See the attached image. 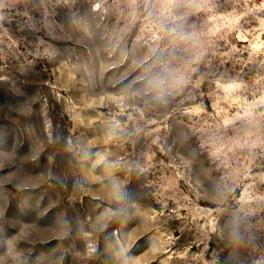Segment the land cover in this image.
I'll list each match as a JSON object with an SVG mask.
<instances>
[{
	"label": "rangeland",
	"instance_id": "374dc122",
	"mask_svg": "<svg viewBox=\"0 0 264 264\" xmlns=\"http://www.w3.org/2000/svg\"><path fill=\"white\" fill-rule=\"evenodd\" d=\"M0 264H264V0H0Z\"/></svg>",
	"mask_w": 264,
	"mask_h": 264
}]
</instances>
